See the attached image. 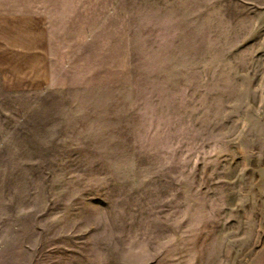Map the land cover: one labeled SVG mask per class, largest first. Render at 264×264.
<instances>
[{
    "label": "rangeland",
    "instance_id": "1",
    "mask_svg": "<svg viewBox=\"0 0 264 264\" xmlns=\"http://www.w3.org/2000/svg\"><path fill=\"white\" fill-rule=\"evenodd\" d=\"M47 28L0 87V264H264V0H0Z\"/></svg>",
    "mask_w": 264,
    "mask_h": 264
},
{
    "label": "crops",
    "instance_id": "2",
    "mask_svg": "<svg viewBox=\"0 0 264 264\" xmlns=\"http://www.w3.org/2000/svg\"><path fill=\"white\" fill-rule=\"evenodd\" d=\"M51 80L47 28L37 15L0 11V87L46 88Z\"/></svg>",
    "mask_w": 264,
    "mask_h": 264
}]
</instances>
